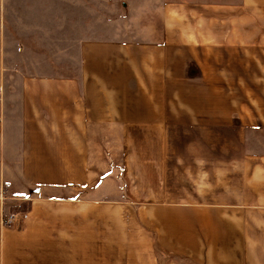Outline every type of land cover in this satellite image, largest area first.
Returning <instances> with one entry per match:
<instances>
[{
  "label": "rangeland",
  "instance_id": "1",
  "mask_svg": "<svg viewBox=\"0 0 264 264\" xmlns=\"http://www.w3.org/2000/svg\"><path fill=\"white\" fill-rule=\"evenodd\" d=\"M67 5L1 25L0 264H197L264 155V0Z\"/></svg>",
  "mask_w": 264,
  "mask_h": 264
},
{
  "label": "crops",
  "instance_id": "2",
  "mask_svg": "<svg viewBox=\"0 0 264 264\" xmlns=\"http://www.w3.org/2000/svg\"><path fill=\"white\" fill-rule=\"evenodd\" d=\"M68 1L71 0H0V30L2 22L15 25L67 24L66 20L70 18L67 10L72 9L67 5ZM167 20L174 24L172 17L167 16ZM2 103L3 99L0 105ZM8 113L9 119H13L12 111ZM252 157L254 161L238 163L243 187L248 188L249 193L235 195L231 198L233 201L227 203L188 209L189 219L192 218L194 225L195 221L201 225L206 241L202 257L198 247H193V251L188 248V257L197 264H264V155L257 153ZM2 184L0 172V212Z\"/></svg>",
  "mask_w": 264,
  "mask_h": 264
},
{
  "label": "built area",
  "instance_id": "3",
  "mask_svg": "<svg viewBox=\"0 0 264 264\" xmlns=\"http://www.w3.org/2000/svg\"><path fill=\"white\" fill-rule=\"evenodd\" d=\"M2 99H3V90H2V88L0 87V104H1V102H2ZM2 127H3V121H2V118H1V116H0V130L2 129Z\"/></svg>",
  "mask_w": 264,
  "mask_h": 264
},
{
  "label": "water",
  "instance_id": "4",
  "mask_svg": "<svg viewBox=\"0 0 264 264\" xmlns=\"http://www.w3.org/2000/svg\"><path fill=\"white\" fill-rule=\"evenodd\" d=\"M36 191H38L37 188L36 189H31V192H36Z\"/></svg>",
  "mask_w": 264,
  "mask_h": 264
}]
</instances>
